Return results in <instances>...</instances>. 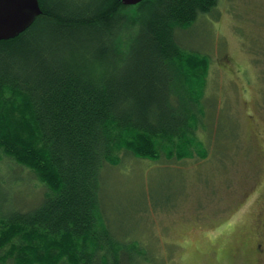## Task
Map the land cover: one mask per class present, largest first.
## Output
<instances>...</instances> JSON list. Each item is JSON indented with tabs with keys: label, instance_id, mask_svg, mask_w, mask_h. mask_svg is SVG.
<instances>
[{
	"label": "trees",
	"instance_id": "trees-1",
	"mask_svg": "<svg viewBox=\"0 0 264 264\" xmlns=\"http://www.w3.org/2000/svg\"><path fill=\"white\" fill-rule=\"evenodd\" d=\"M38 1L35 22L0 41V264H140L100 218V172L121 152H199L210 59L177 32L219 0ZM10 164L46 190L28 208L4 191Z\"/></svg>",
	"mask_w": 264,
	"mask_h": 264
},
{
	"label": "rangeland",
	"instance_id": "rangeland-1",
	"mask_svg": "<svg viewBox=\"0 0 264 264\" xmlns=\"http://www.w3.org/2000/svg\"><path fill=\"white\" fill-rule=\"evenodd\" d=\"M177 37L210 59L199 152H121L100 172V218L112 240L137 243L140 264H264V0H219ZM10 166L4 191L28 208L46 190Z\"/></svg>",
	"mask_w": 264,
	"mask_h": 264
},
{
	"label": "water",
	"instance_id": "water-1",
	"mask_svg": "<svg viewBox=\"0 0 264 264\" xmlns=\"http://www.w3.org/2000/svg\"><path fill=\"white\" fill-rule=\"evenodd\" d=\"M124 6H136L143 0H119ZM38 0H0V41L18 37L41 15Z\"/></svg>",
	"mask_w": 264,
	"mask_h": 264
},
{
	"label": "flooded vegetation",
	"instance_id": "flooded-vegetation-1",
	"mask_svg": "<svg viewBox=\"0 0 264 264\" xmlns=\"http://www.w3.org/2000/svg\"><path fill=\"white\" fill-rule=\"evenodd\" d=\"M258 251L261 253L264 251V248L261 244L258 245Z\"/></svg>",
	"mask_w": 264,
	"mask_h": 264
}]
</instances>
